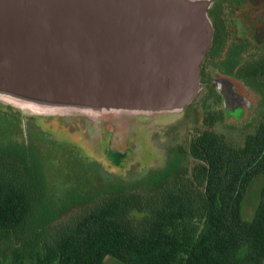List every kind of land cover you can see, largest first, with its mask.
I'll return each mask as SVG.
<instances>
[{"label": "rangeland", "instance_id": "rangeland-1", "mask_svg": "<svg viewBox=\"0 0 264 264\" xmlns=\"http://www.w3.org/2000/svg\"><path fill=\"white\" fill-rule=\"evenodd\" d=\"M36 1L62 0H0V4L29 6ZM87 1L130 11L178 10L193 30L188 31L189 50L174 62L178 63L174 70L186 75L198 63L190 83L178 84L177 75L176 82L153 88L128 84L111 89L101 80L69 81L72 75L66 74L79 66L60 54L20 52L32 49L31 43L38 40H20L17 45L22 49L10 50L2 41L0 175L16 181V174L29 178L30 161L32 177L41 181V201L64 204L63 214L44 228L42 243L47 246L55 245L54 239L60 240L65 232L49 235L55 227L71 223L73 215L92 209L99 199L147 194L169 178L190 174L196 165L190 143L201 132L209 130L238 148L264 115V75L245 73L264 58V0ZM92 31L64 42L81 45L91 54L103 43L112 44L95 28ZM134 52L126 51L132 58ZM56 73L69 80L57 81ZM263 183L264 176H259L249 187L243 211L247 220L258 206ZM23 236L0 239V264H48L47 248L43 253L31 245L28 251L35 252L33 256H18ZM105 264L125 263L109 256Z\"/></svg>", "mask_w": 264, "mask_h": 264}, {"label": "trees", "instance_id": "trees-1", "mask_svg": "<svg viewBox=\"0 0 264 264\" xmlns=\"http://www.w3.org/2000/svg\"><path fill=\"white\" fill-rule=\"evenodd\" d=\"M250 66L246 76L264 75V58ZM189 151L196 162L190 174L147 194L99 199L70 225L55 227L49 235L65 232L48 246L44 228L63 214L64 204L41 201V181L28 161L29 178L0 175V239L23 233L18 256H33L31 245L43 253L47 248L48 264H105L109 256L125 264H264V183L253 217L243 212L249 187L264 176V115L238 148L207 130Z\"/></svg>", "mask_w": 264, "mask_h": 264}, {"label": "water", "instance_id": "water-1", "mask_svg": "<svg viewBox=\"0 0 264 264\" xmlns=\"http://www.w3.org/2000/svg\"><path fill=\"white\" fill-rule=\"evenodd\" d=\"M115 6L111 3L93 5L87 0L36 1L29 6L6 2L0 4V44L6 40L7 50L9 47L22 49L17 45L18 41L38 40L31 43L32 49L20 52L49 51L57 56L60 54L63 60L77 63L79 70L72 69L66 74L72 75L70 80L63 73H56L55 79L61 83L84 78L90 83L101 80L111 89H117L128 84L150 88L162 86L173 83L177 75L178 84L193 81L198 60L186 75H181L177 68L174 70L178 65L174 62L181 61L187 53L191 35L188 31L193 30L186 16L174 9L170 12L157 9L130 11ZM93 28L112 44L103 43L95 54H91L81 45L64 42L76 34L80 39L90 35ZM131 50L135 51L134 58L126 53Z\"/></svg>", "mask_w": 264, "mask_h": 264}]
</instances>
